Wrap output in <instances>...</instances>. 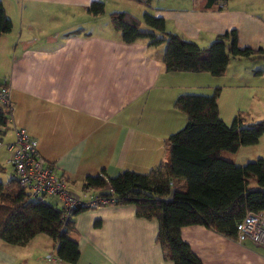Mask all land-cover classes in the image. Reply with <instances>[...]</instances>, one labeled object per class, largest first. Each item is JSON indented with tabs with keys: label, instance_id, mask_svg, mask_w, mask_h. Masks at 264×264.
<instances>
[{
	"label": "crops",
	"instance_id": "0c3cea01",
	"mask_svg": "<svg viewBox=\"0 0 264 264\" xmlns=\"http://www.w3.org/2000/svg\"><path fill=\"white\" fill-rule=\"evenodd\" d=\"M0 1L13 23L0 39V84L8 80L12 107L0 138L13 178L6 144L18 129L38 141L71 192L90 200L111 189H85L88 178L149 175L162 165L166 139L187 124L175 108L181 95L212 96L219 89V115L227 126L237 117L243 126L264 120V0H230L220 10L205 9L203 0H151L149 6L134 0ZM95 1L105 4L103 15L89 12ZM125 11L163 18L168 32L203 49L236 30L240 49L262 51L257 59H232L222 76L167 72L164 44L121 40L110 14ZM263 156L264 135L226 157L244 166ZM42 198L61 211L59 199ZM80 210L70 235L79 246L77 264H174L156 242L158 221L139 218L133 204ZM181 237L203 264H264V247L250 240L240 243L201 225L182 227ZM56 251L46 235L19 245L0 239V264H54L52 257L70 264Z\"/></svg>",
	"mask_w": 264,
	"mask_h": 264
},
{
	"label": "trees",
	"instance_id": "16d2710c",
	"mask_svg": "<svg viewBox=\"0 0 264 264\" xmlns=\"http://www.w3.org/2000/svg\"><path fill=\"white\" fill-rule=\"evenodd\" d=\"M149 6L151 0H134ZM205 9L220 10L230 0H203ZM94 16L105 13V4L92 2ZM110 20L127 44L147 41L164 44L163 68L167 72L210 73L222 76L232 59H257L262 49H240L236 30L219 36L208 48L168 32L163 18L145 12L141 18L129 12H113ZM13 29L0 1V39ZM219 89L212 96L181 95L175 108L187 116L186 126L165 141L162 165L149 175L123 172L107 181L88 178L85 189L110 186L115 203L133 204L139 218L157 220L156 242L164 258L174 264H203L181 237V228L201 225L236 239L237 225L250 212L264 213V156L237 166L226 156L242 147L254 146L264 135V120L243 126L237 117L227 126L219 115ZM10 104L0 107V135L7 130ZM1 137V136H0ZM1 141V138H0ZM2 167H0V170ZM3 170V169H2ZM183 181V189L175 183ZM81 211V210H80ZM73 222L64 226L61 211L22 188L15 178L0 182V239L12 245L24 244L37 235L57 243V257L70 264L79 260L78 243L70 237Z\"/></svg>",
	"mask_w": 264,
	"mask_h": 264
},
{
	"label": "built area",
	"instance_id": "2783aa9c",
	"mask_svg": "<svg viewBox=\"0 0 264 264\" xmlns=\"http://www.w3.org/2000/svg\"><path fill=\"white\" fill-rule=\"evenodd\" d=\"M8 80L0 84V104L9 103ZM2 131L5 128L2 127ZM15 139L6 148L10 153V164L13 168L14 178L18 184L35 197H50L60 200L61 222L66 226L72 221L80 209H93L99 206L115 203L110 196H94L84 200L69 190V183L65 176L55 171L54 165L45 160L38 148V141L32 138L25 130L18 129ZM3 146L0 141V147ZM252 241L264 247V213H248L237 225V241L243 243ZM57 258L52 257L51 262L57 264ZM59 261V260H58Z\"/></svg>",
	"mask_w": 264,
	"mask_h": 264
},
{
	"label": "rangeland",
	"instance_id": "374dc122",
	"mask_svg": "<svg viewBox=\"0 0 264 264\" xmlns=\"http://www.w3.org/2000/svg\"><path fill=\"white\" fill-rule=\"evenodd\" d=\"M7 159H8L7 151L5 150L4 147H0V165L4 167L3 170L2 169L0 170V182H3V183H6L7 181L13 178L11 169L8 167Z\"/></svg>",
	"mask_w": 264,
	"mask_h": 264
}]
</instances>
